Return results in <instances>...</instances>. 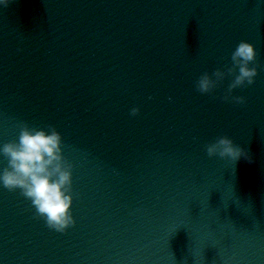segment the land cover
Returning <instances> with one entry per match:
<instances>
[{"label": "water", "instance_id": "95a60500", "mask_svg": "<svg viewBox=\"0 0 264 264\" xmlns=\"http://www.w3.org/2000/svg\"><path fill=\"white\" fill-rule=\"evenodd\" d=\"M241 41L257 54L255 83L232 93L246 102L224 101L232 78L199 93ZM18 124L61 134L75 224L56 232L0 188V264H264L259 0H10L0 144ZM224 136L245 157L210 158Z\"/></svg>", "mask_w": 264, "mask_h": 264}, {"label": "clouds", "instance_id": "9594fccd", "mask_svg": "<svg viewBox=\"0 0 264 264\" xmlns=\"http://www.w3.org/2000/svg\"><path fill=\"white\" fill-rule=\"evenodd\" d=\"M10 0H0V6L7 7ZM264 3V0H259ZM256 51L252 44L241 41L231 54V67L215 70L211 75L203 73L196 81V89L201 94H210L227 78H232L223 99L225 102L244 104L245 98L233 96L238 88L251 86L258 75ZM140 109H131V116ZM18 139L0 144V157L7 166L0 169V188L9 191L19 190L28 199L37 216L47 226L59 233L73 227L75 220L73 205L72 169L63 155V139L52 126L46 129L18 124ZM208 156L237 161L245 157V151L224 136L206 148Z\"/></svg>", "mask_w": 264, "mask_h": 264}]
</instances>
